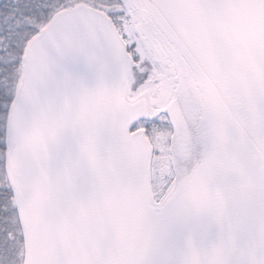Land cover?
Segmentation results:
<instances>
[{
  "label": "snow or ice",
  "instance_id": "obj_1",
  "mask_svg": "<svg viewBox=\"0 0 264 264\" xmlns=\"http://www.w3.org/2000/svg\"><path fill=\"white\" fill-rule=\"evenodd\" d=\"M0 264H264V0H0Z\"/></svg>",
  "mask_w": 264,
  "mask_h": 264
}]
</instances>
